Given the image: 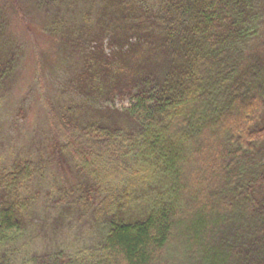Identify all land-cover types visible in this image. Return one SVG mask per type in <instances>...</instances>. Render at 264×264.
Listing matches in <instances>:
<instances>
[{"label":"trees","instance_id":"trees-1","mask_svg":"<svg viewBox=\"0 0 264 264\" xmlns=\"http://www.w3.org/2000/svg\"><path fill=\"white\" fill-rule=\"evenodd\" d=\"M32 1L55 9L44 30L82 58L70 105L43 94L36 60L55 151L93 183L90 195L143 183L134 210L127 193L99 201L89 244L19 264H264V0H91L95 27L67 20L84 0ZM13 13L25 14L21 0L0 3V102L15 67ZM181 161L199 163L193 183ZM42 172L31 159L0 167V264H16L24 192Z\"/></svg>","mask_w":264,"mask_h":264},{"label":"rangeland","instance_id":"rangeland-1","mask_svg":"<svg viewBox=\"0 0 264 264\" xmlns=\"http://www.w3.org/2000/svg\"><path fill=\"white\" fill-rule=\"evenodd\" d=\"M4 1L7 3V0H0V3ZM21 1L25 14L17 17L13 13L7 30L11 41L14 40L16 60L0 102V167H7L18 159H31L43 163V172L28 183L24 192V196L30 198V213L23 245L14 255L16 264L23 256L32 253L58 248L72 250L89 244L93 238L92 221L99 201L110 191L117 196L127 193L128 206L124 208L133 209L135 198L140 193L139 185L143 183L142 180H137L136 185H129L128 181L104 183L102 189L90 195L86 190L88 186L92 188L93 183H80L81 178L72 164L55 151L60 138L42 106L35 73L36 60L40 65L38 73L42 77L43 94L54 104L70 105L73 104L70 90L74 87L82 58L78 56L79 49L65 46L60 38L44 30V24L55 9L43 12L34 6L32 0ZM133 4L135 2L126 0L127 7ZM99 8L100 2L81 1L74 13L70 12L73 17L67 20L77 27L86 23L95 27L101 16ZM58 13L61 16L64 12ZM86 48L84 41L81 52ZM127 104V100L120 99L110 103L117 108ZM184 146L187 149L186 143ZM198 164L180 162L189 183L194 182L193 172ZM95 188L100 186L96 184ZM212 194L210 204L219 197L217 193ZM217 214L214 211L213 215Z\"/></svg>","mask_w":264,"mask_h":264}]
</instances>
